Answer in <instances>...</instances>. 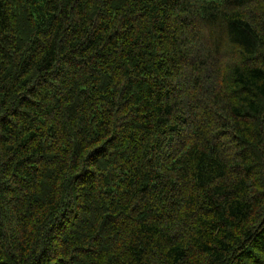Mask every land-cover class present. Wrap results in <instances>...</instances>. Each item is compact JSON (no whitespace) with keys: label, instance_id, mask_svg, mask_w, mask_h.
<instances>
[{"label":"trees","instance_id":"trees-1","mask_svg":"<svg viewBox=\"0 0 264 264\" xmlns=\"http://www.w3.org/2000/svg\"><path fill=\"white\" fill-rule=\"evenodd\" d=\"M0 264H264V0H0Z\"/></svg>","mask_w":264,"mask_h":264}]
</instances>
